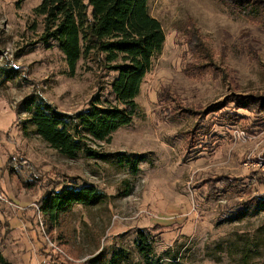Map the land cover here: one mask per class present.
Instances as JSON below:
<instances>
[{
  "label": "rangeland",
  "instance_id": "rangeland-1",
  "mask_svg": "<svg viewBox=\"0 0 264 264\" xmlns=\"http://www.w3.org/2000/svg\"><path fill=\"white\" fill-rule=\"evenodd\" d=\"M40 3L0 0V253L6 261L146 264L135 245L143 229L151 234L154 264H264V211L262 203L251 204L255 197L264 201V122L242 113L248 119L230 127L211 115L203 123L208 133L188 147V133L201 124L197 113L230 95L264 98L260 21L221 0H149L166 44L137 98L141 115L109 143L87 134L82 141L120 159L84 149L68 158L36 134L21 102L34 95L79 116L99 99L107 105L103 96L114 74L84 60L71 77L57 45L44 41V18L35 13ZM195 33L213 64L191 78L197 63L188 42ZM161 93L171 99L160 102ZM179 110L183 115H175ZM84 185L98 187L104 201L74 207L51 229L42 200Z\"/></svg>",
  "mask_w": 264,
  "mask_h": 264
},
{
  "label": "trees",
  "instance_id": "trees-1",
  "mask_svg": "<svg viewBox=\"0 0 264 264\" xmlns=\"http://www.w3.org/2000/svg\"><path fill=\"white\" fill-rule=\"evenodd\" d=\"M221 1L234 13L245 19L260 21L264 26V0ZM35 13L44 18V41L57 45L71 77L75 76L80 62L84 60L97 63L101 69L113 73L114 76L103 96L107 105L99 99L98 102L91 103L89 109L79 116L61 113L52 105L31 95L20 104L31 114L29 123L36 127L39 137L65 157L75 158L84 149L86 153L100 159H120V154L105 156L85 145L82 147V141L86 139L87 134L95 142L109 143L114 133L131 126L141 115L137 98L166 44V35L161 23L150 14L149 0H41ZM196 36V40L188 42V46L195 47L190 50L194 53L197 63L196 69L191 72V78L204 76L201 70L205 66L208 68L209 63L210 68L213 64L211 51L201 43L197 34ZM168 95L170 94L161 93L159 101L170 100ZM242 113L264 122V98L230 95L226 101L197 113L198 123L201 124L199 127L197 124L195 129L188 133V147L196 148L200 133H208L209 127H204L203 123L207 124L209 116H218L219 123L232 127L237 125L240 119H248V116ZM181 114L180 110L175 113ZM166 117L168 119L171 116ZM104 199L105 194L94 185L65 188L47 195L42 200L41 211L49 227L53 229L74 207L96 206ZM261 203L264 211V201L255 197L251 202L254 207L260 206ZM150 235L146 230L140 229L135 240V245L146 264H154L155 248ZM59 239L61 245L66 244L64 238ZM0 264H9L1 253ZM112 264H116L115 259Z\"/></svg>",
  "mask_w": 264,
  "mask_h": 264
}]
</instances>
